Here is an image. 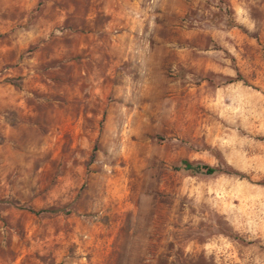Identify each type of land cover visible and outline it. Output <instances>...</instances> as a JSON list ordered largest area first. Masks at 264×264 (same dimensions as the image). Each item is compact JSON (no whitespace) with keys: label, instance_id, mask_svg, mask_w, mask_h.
Listing matches in <instances>:
<instances>
[{"label":"rangeland","instance_id":"obj_1","mask_svg":"<svg viewBox=\"0 0 264 264\" xmlns=\"http://www.w3.org/2000/svg\"><path fill=\"white\" fill-rule=\"evenodd\" d=\"M0 264H264V0H0Z\"/></svg>","mask_w":264,"mask_h":264},{"label":"trees","instance_id":"obj_2","mask_svg":"<svg viewBox=\"0 0 264 264\" xmlns=\"http://www.w3.org/2000/svg\"><path fill=\"white\" fill-rule=\"evenodd\" d=\"M179 168L185 170V171H191V172H200L205 173L207 175H212L218 172H221L220 169L212 167L210 165L206 164H200V163H192L188 160H182L180 162ZM233 174L242 176L240 173L233 172ZM59 210L57 209H49V210H41L39 212H57Z\"/></svg>","mask_w":264,"mask_h":264}]
</instances>
